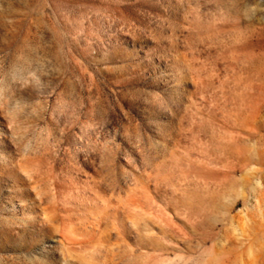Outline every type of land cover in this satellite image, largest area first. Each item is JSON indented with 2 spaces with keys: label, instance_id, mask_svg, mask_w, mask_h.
Masks as SVG:
<instances>
[{
  "label": "rangeland",
  "instance_id": "rangeland-1",
  "mask_svg": "<svg viewBox=\"0 0 264 264\" xmlns=\"http://www.w3.org/2000/svg\"><path fill=\"white\" fill-rule=\"evenodd\" d=\"M0 264H264V0H0Z\"/></svg>",
  "mask_w": 264,
  "mask_h": 264
}]
</instances>
